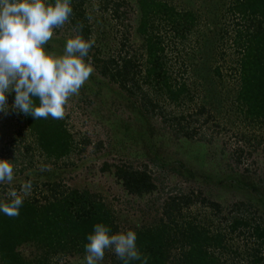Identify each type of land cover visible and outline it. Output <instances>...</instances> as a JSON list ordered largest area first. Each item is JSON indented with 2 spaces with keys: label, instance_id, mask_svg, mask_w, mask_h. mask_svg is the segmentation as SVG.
<instances>
[{
  "label": "rangeland",
  "instance_id": "1",
  "mask_svg": "<svg viewBox=\"0 0 264 264\" xmlns=\"http://www.w3.org/2000/svg\"><path fill=\"white\" fill-rule=\"evenodd\" d=\"M106 1L110 3L109 10L103 8ZM161 1L180 11L191 10L199 20L186 40L178 37L162 19L156 18L151 28L164 42L171 80L188 87L184 101L172 104L160 97L157 90V93L151 90L158 103L151 113L142 107L141 97L137 102L136 98L126 99L118 87L112 90L111 86L108 89L109 85L99 84L102 79L94 69L79 94L71 97L65 106L62 120L72 136V152L53 163L38 150H31L28 153L31 157L26 160L15 151L14 156L8 158L14 157L18 164H12L14 180L11 184H0V196L7 197L11 189L19 192L21 188L17 185L24 176L36 178L39 174L41 182L57 181L99 195L121 225L126 220L147 222L156 212L159 217L163 201L171 194L182 193L205 196L223 208L235 202L250 203L263 213L264 128L246 120L235 104L239 54L234 44L236 22L228 12L231 0ZM115 3H122L119 18L113 16ZM84 9L92 27L94 48L101 51V55L116 56L124 41L123 54L125 51L144 54V37L137 29L141 18L137 0H87ZM73 37V30L65 24L55 30L45 47L53 54L62 55L66 40ZM10 96L9 104L13 101ZM84 96H89L93 103L81 99ZM134 101L138 106L132 104ZM198 106L205 108L204 114L189 117ZM181 114L186 116L189 130L194 132L193 139L176 133L175 127L169 125L170 119ZM21 119V114L11 109L7 114L0 113V124H11L1 132L5 133L4 140L15 139L16 148L25 153L24 145L30 144L33 148L34 144ZM156 154L163 166L155 163ZM4 158L0 152V160ZM30 160L32 166L29 167ZM181 163L196 175L191 177L185 173ZM104 164L142 169L146 166L157 189L140 198L129 195L111 173L102 169ZM22 168L23 172H18ZM40 189H44L45 194V187H40L33 191L35 196L41 197ZM184 213L212 228L224 226L219 217L198 203ZM232 243L240 248L244 245L238 238ZM22 251L29 253L27 248Z\"/></svg>",
  "mask_w": 264,
  "mask_h": 264
},
{
  "label": "trees",
  "instance_id": "2",
  "mask_svg": "<svg viewBox=\"0 0 264 264\" xmlns=\"http://www.w3.org/2000/svg\"><path fill=\"white\" fill-rule=\"evenodd\" d=\"M86 1L72 0L73 15L66 25L73 30L74 37L81 35L85 39H92V27L84 9ZM137 3L141 13L137 29L144 37V54H131L129 51L123 54L124 41L116 56H103L93 47L86 61L104 81H99V84L109 85L108 89L111 86L112 90L114 86L118 87L119 93H123L126 99L136 98L137 102L141 97L144 101L142 107L153 113L158 103L151 90L155 93L157 90L160 97L176 105L183 102L189 92L185 83L171 80L166 48L162 38L153 33V21L162 19L176 31L178 37L186 40L187 34L199 24V20L193 11H180L161 0H137ZM121 5H113V16L119 18ZM108 6L110 3L106 1L103 8L109 10ZM228 12L237 26L234 44L239 58L235 104L246 120L264 128V0H231ZM77 25H81L82 29L78 30ZM10 99L13 100L14 95ZM81 99L88 104L93 103L89 96ZM136 102L132 104L135 106ZM204 112L205 108L198 106L189 117H199ZM20 114L22 125L28 131L34 147L24 145L25 153L18 150L15 139L4 140L5 133H1L11 124H0L3 160H9L15 151L21 159L26 160L31 157L28 156L31 150H38L53 163L69 156L73 142L64 120L51 117L34 120L31 116ZM186 119L181 114L170 119L169 125L175 127L176 133L193 139L194 132L189 130ZM156 157L155 163L163 166L157 154ZM13 158L9 160L10 163L18 166ZM28 164L32 166L31 160ZM180 166L189 176L196 175L182 163ZM23 169L18 172H23ZM102 169L111 173L129 195L140 198L157 189L146 166L142 169L124 164H104ZM39 177V174L36 178L26 175L17 185L21 188V184L27 181L32 183L31 194L25 198L19 216L0 214V264H85L86 236L92 232L94 224L101 222L109 225L114 233L136 231L137 245L141 253L149 258L148 264H264V211L259 213L250 203L235 202L223 208L220 203L202 195L171 194L163 201L159 217L156 212L153 217L149 216L147 222L139 224L125 219L121 225L99 195L70 188L57 181L41 182ZM40 187H45V194L44 189H40L41 197L35 196L33 191ZM0 201L6 202L7 197L0 196ZM196 203L219 217L224 226L212 228L196 217L186 215L184 212ZM236 238L242 241L243 248L233 246ZM23 248L29 249V253L24 254ZM102 264H121V261L113 252L106 251Z\"/></svg>",
  "mask_w": 264,
  "mask_h": 264
},
{
  "label": "clouds",
  "instance_id": "3",
  "mask_svg": "<svg viewBox=\"0 0 264 264\" xmlns=\"http://www.w3.org/2000/svg\"><path fill=\"white\" fill-rule=\"evenodd\" d=\"M72 15V0H0V113L11 109L34 120L64 118L69 99L79 94L94 72L86 61L94 40L81 35L67 39L62 55L45 47ZM10 95H14L11 104ZM13 180L14 166L0 160V184ZM31 191V181L19 192L9 190L7 201H0V214L19 216ZM137 238L134 230L114 233L109 225L96 223L86 236L85 264H102L106 251L113 252L121 264H148Z\"/></svg>",
  "mask_w": 264,
  "mask_h": 264
}]
</instances>
